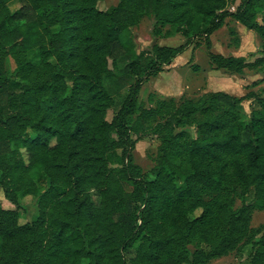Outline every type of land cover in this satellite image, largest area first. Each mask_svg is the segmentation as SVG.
I'll list each match as a JSON object with an SVG mask.
<instances>
[{"label": "trees", "instance_id": "obj_1", "mask_svg": "<svg viewBox=\"0 0 264 264\" xmlns=\"http://www.w3.org/2000/svg\"><path fill=\"white\" fill-rule=\"evenodd\" d=\"M12 1L0 0V264H207L242 245L248 264H264V224L251 225L264 209V86L154 107L139 98L197 39L209 50L227 18L259 37V54L209 51V62L264 74V0L234 10L237 0H118L110 10L103 0H17L11 11ZM145 15L155 37L183 42L138 52L132 29ZM116 72L132 83L107 119L104 80ZM248 97L259 107L244 122ZM150 135L159 144L148 172L133 150ZM26 196L38 215L21 223Z\"/></svg>", "mask_w": 264, "mask_h": 264}, {"label": "rangeland", "instance_id": "obj_2", "mask_svg": "<svg viewBox=\"0 0 264 264\" xmlns=\"http://www.w3.org/2000/svg\"><path fill=\"white\" fill-rule=\"evenodd\" d=\"M118 0H103L97 6L101 10H110ZM239 0L229 9L234 10ZM11 11L19 8L17 0L10 2ZM154 18L152 15L142 17L140 23L133 27L132 35L138 52H151L153 45L177 46L183 42L179 35L171 37H155ZM165 30V29H163ZM211 47L206 48L203 38L197 39L194 46L178 55L173 62L156 76L150 77L142 86L139 98L146 107H154L160 100L174 99L176 102L184 98L197 99L207 91H223L236 96H243L247 92L262 95L264 86V74L251 69H246L242 75L232 74L226 70L216 69L209 62L208 52L223 55H242L248 60H253L260 51V39L252 31L232 18H227L225 24L210 36ZM13 63L10 62V68ZM132 79L120 72L115 76L106 78L104 85L114 98V106L107 112V119L113 115L127 91ZM252 94V97H254ZM244 99L239 108L241 118L248 122L251 113L258 108V102L254 98ZM194 135V129L190 128ZM159 141L156 135H150L135 143L133 160L141 166L143 171H150L155 164ZM153 175H149L152 178ZM42 189V186H41ZM3 191L0 186V201L3 203ZM1 203V204H2ZM4 205V204H3ZM20 222L32 221L38 215L36 197L26 196L20 203ZM264 224V209H256L253 212L251 225L253 227ZM248 245H242L238 249L225 256L216 258L207 264H248ZM87 261L84 260L83 264Z\"/></svg>", "mask_w": 264, "mask_h": 264}, {"label": "crops", "instance_id": "obj_3", "mask_svg": "<svg viewBox=\"0 0 264 264\" xmlns=\"http://www.w3.org/2000/svg\"><path fill=\"white\" fill-rule=\"evenodd\" d=\"M238 25H240V23H238ZM235 56H242V55H235Z\"/></svg>", "mask_w": 264, "mask_h": 264}]
</instances>
